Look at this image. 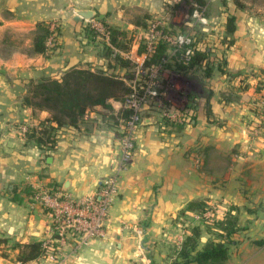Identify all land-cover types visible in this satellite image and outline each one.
<instances>
[{
	"label": "rangeland",
	"instance_id": "rangeland-1",
	"mask_svg": "<svg viewBox=\"0 0 264 264\" xmlns=\"http://www.w3.org/2000/svg\"><path fill=\"white\" fill-rule=\"evenodd\" d=\"M100 1L71 0L66 1L61 8V3H57L56 15L49 21L52 35L48 37L47 44L51 49L41 58L42 65L49 63L47 71L43 69L21 75L0 73V140L2 144L7 141L12 145L21 143L28 129L36 126L39 117H48V112L46 116L39 113L34 117L32 111L23 106L24 88L19 86L23 81L30 78L38 80L44 71L52 78H58L73 68H89L124 78L132 89L130 102L121 104L113 101L112 109L96 107L87 114V117L121 119L119 155L112 163V170L102 179L111 177L118 170L125 155V146L131 142L130 164L127 166L126 162L125 167L121 166L117 178L118 196L121 197L125 192L121 188L124 174L133 166L134 161L137 164L141 162L142 152H145L142 142L147 139L144 136L148 138L150 135L157 136L156 133L164 134L166 142L162 144L165 148L159 149L158 153L147 154V163L152 165L147 170V185L135 186V196L139 197L136 210L143 213L135 220L121 217L119 230L128 233V248L138 247L146 255V264L145 248L157 245H161V249L166 245L165 249L159 250L160 254L170 258L167 264H174L173 249L185 241L193 228L198 230L201 247L218 238L216 233L219 232L214 228L215 220L222 219L224 211L234 203L237 204L239 215L244 210V206L236 202L240 196L250 197L247 205L253 208L259 206L260 213L264 214V203L258 202L259 199L264 200V181L257 175L260 169L255 174L248 168L249 155L256 153L259 142L264 143V35L261 34L257 42L250 44L252 48L248 55V69L256 68L255 75L247 77L248 72L237 74L235 71H239L238 67L229 68L234 71V76L224 86V90H219L220 96H225V101L232 104L229 117H220L216 122L217 129L207 131L209 117H197L196 110L197 103L200 104L197 97L204 95V89L211 86L202 79L207 74L204 70V61L207 59L203 58L197 65L195 58L199 53L206 58L207 51L222 54L221 33H232L235 26L245 19L241 14L246 13L238 9L240 7L233 9L228 4L242 1L147 0L146 11L143 10L144 0H106L109 8L107 11L101 9L103 3ZM135 3L139 5L134 6ZM85 5L97 6L95 17L74 21L77 10ZM252 6L261 10L247 12L261 14L264 18V0H253ZM222 13L226 14L223 18ZM262 24L259 30L264 32ZM5 37L9 38L10 44L0 50L1 54L10 55L17 50L30 54L24 47L27 35L22 32H6ZM161 44H166L168 57L161 64H155L151 60L154 58L155 47ZM240 46L237 48L231 40V56L229 58V54L224 52L223 59H231L235 51L241 50ZM187 51H190L188 55ZM196 66H200L201 70L196 71ZM184 77L190 80L197 78L199 86L182 84ZM249 77L258 80L245 85L244 81ZM156 80L160 81V87L148 89V85ZM188 87L190 89L186 92ZM147 89L156 90L157 95L150 96ZM131 95H135V98ZM245 102L249 107L244 105ZM124 109L129 110L128 118L121 116V110ZM133 118H136L134 122L128 124ZM197 124L204 126L200 139L203 136L205 145L200 144V147L198 139L197 144L196 141L192 143ZM32 144L27 142L26 146ZM13 188L15 190V186ZM255 195L259 198L257 202L252 201ZM109 221L110 214L106 219L107 224ZM154 228H162L163 231L148 241L145 232ZM3 237L8 239L10 246L17 243V234L14 232L1 233L0 238ZM14 253L11 251L9 258L0 255L2 263L19 264L13 261ZM70 258L68 255V263ZM160 258V255L153 256L149 264L165 261L164 257ZM64 260L63 264L66 263ZM96 262L90 260L87 264H98ZM137 264L143 262L139 260Z\"/></svg>",
	"mask_w": 264,
	"mask_h": 264
},
{
	"label": "crops",
	"instance_id": "crops-1",
	"mask_svg": "<svg viewBox=\"0 0 264 264\" xmlns=\"http://www.w3.org/2000/svg\"><path fill=\"white\" fill-rule=\"evenodd\" d=\"M66 1L70 2L71 0H0V50L10 44L9 38L5 37L6 32H22L27 35L24 47L30 51L32 35L37 22L53 20L56 15L57 3H61L59 7L61 8ZM241 1L235 2L236 4L230 2L231 4L228 6L233 9L240 7L238 9L244 10L246 13L241 16L245 19L241 21V24L235 26L232 33L223 32L220 35L223 41L220 50L222 53L229 54V58L231 56L229 51L231 40L234 41L236 47L241 44V50L233 53L232 58L228 60L227 67L228 70L232 66L238 67L239 71H235L237 74L247 73L253 69H248L250 62L248 55L251 54L250 48H252L250 44L253 41H258L261 34L264 35V32L259 30V27L261 28L264 23V18L261 14L247 12L261 9L252 6L253 0ZM100 2L103 3L101 9L107 11L109 8L105 3L106 0ZM136 5L139 4L135 3L134 6ZM86 9L94 10L96 14L98 11L97 6L91 5H85L79 10ZM143 10H147V0H144ZM223 16L226 14L222 13V18ZM73 19L74 21L82 20V18L76 19V15ZM41 58L40 54L22 53L20 50L10 55L0 53V73L5 75L19 73L21 75L43 69L47 71L49 63L42 65ZM37 63L40 65L35 66ZM249 78L244 81L245 85L253 84L255 80H258ZM213 87L212 99L207 101V98H200L197 112V117H209L207 131L216 130L217 120L220 117H229L230 107H232L231 102L225 101V97H221L219 93L216 95L217 85ZM250 91L253 94V91ZM248 92H246V96ZM244 105L249 107L247 102ZM42 113L43 116L47 114L45 111ZM46 118L48 117H39L36 126ZM86 120V123L80 128V132H75L76 135H73L71 130H62L59 141L54 147L42 148L35 143L32 146H26L25 140L21 143L16 142L15 145L10 144V141L2 144L0 140V234L14 232L17 234V243L20 244L42 242L50 235L52 220L46 209L34 203L33 195L37 190L46 188L52 192L81 197L94 191L103 176L112 170V163L119 155V123H121V119L119 117H86ZM203 127L201 124H197V129L194 131L193 138L195 140L192 143L196 141L197 144L198 139L199 147L200 144L205 145L203 136L200 139V132L204 131ZM156 134L157 136L150 135L151 138H147V135L144 136L147 141L142 142L145 152H142L141 162L137 164L134 161L133 166L124 174V183L120 185L125 192L123 195L121 194V197L118 196L110 209V221L106 225L105 236L91 239L86 243H82L78 237H70L65 245L54 241L51 251L45 252L42 257L27 263L63 264L62 261L65 259L66 263L64 264H69L70 260L71 264H87L90 263V260H97L98 264H137L140 260L146 264V255L141 253L138 247L136 249H133L132 246L128 248L130 245L128 233L119 230V223L121 217L135 220L143 213L136 210L139 197L135 196V186H145L149 181L147 170L151 169L152 165L147 163V154H155L159 152V149L165 148L163 147L166 142L164 134ZM257 146L259 148L256 153L249 155L250 165L248 168L255 174L256 170L260 169L257 175L261 181H264V174H260V172L264 173V143L259 142ZM253 177H255L254 174ZM13 186H15V190ZM239 198L236 202L238 205H243L244 210L240 211L239 230L233 236L235 244L230 247L229 258L225 264H264V214L260 213L259 206L253 208L251 205H247L250 197L240 196ZM258 199L256 195L252 197L253 202H257ZM258 202L264 203V200L259 199ZM234 206L237 207V204L234 203ZM232 213L237 214V212ZM154 230L150 231L149 229L145 232L148 241L152 237L155 239V234L163 231L162 228H157V230L154 228ZM166 241H164L165 244ZM160 246L145 248L147 264L152 263L153 256L158 257L159 255L161 258L164 257L165 261L160 260L158 264L168 263L170 258L166 254H160L159 251L165 249L166 245L162 249ZM68 255L71 256L69 263ZM173 258L174 261L180 260L177 258L176 252H173ZM2 260L3 258L0 256V264H3Z\"/></svg>",
	"mask_w": 264,
	"mask_h": 264
},
{
	"label": "trees",
	"instance_id": "trees-1",
	"mask_svg": "<svg viewBox=\"0 0 264 264\" xmlns=\"http://www.w3.org/2000/svg\"><path fill=\"white\" fill-rule=\"evenodd\" d=\"M51 35L50 22H37L32 35L30 53L45 55L51 49L47 44ZM166 47V44L156 46L151 62L161 64L168 57ZM203 58V54L200 53L196 56L197 65ZM42 74L38 80L30 78L19 85L24 88L22 104L32 111L34 117L43 111L48 112V118L41 121L40 125L30 127L25 138V141L42 148L57 145L62 130H71L76 135L75 132H80V128L87 121V114L95 110L94 108L112 109L113 101L124 104L132 91L124 78L89 68L66 70L58 78H52L45 72ZM121 112V116L128 118V109ZM238 211V207L231 204L229 209L224 211L222 219L215 220L214 228L219 232L216 233L218 238L202 247L199 243L198 230L193 228L185 241L174 249L177 258L180 259L174 264H225L229 258L230 247L235 244L233 236L239 230ZM11 251L16 252L13 261L20 263L36 260L45 254L42 242L14 243L10 246L7 238H0V255L9 258Z\"/></svg>",
	"mask_w": 264,
	"mask_h": 264
},
{
	"label": "built area",
	"instance_id": "built-area-1",
	"mask_svg": "<svg viewBox=\"0 0 264 264\" xmlns=\"http://www.w3.org/2000/svg\"><path fill=\"white\" fill-rule=\"evenodd\" d=\"M189 53L190 51H187L186 54ZM153 86L160 87V81L156 80L152 85H148V89L149 87L153 88ZM148 94L155 97L157 91H148ZM129 97L126 102H130ZM131 97L135 98V95H131ZM135 119H131L128 124H132ZM131 149V142L127 143L125 155L119 163L118 170L111 177L102 179L97 185L98 188L87 195L75 198L70 194L52 192L46 188L37 190L33 195L34 203L46 209L52 220L50 235L42 241L46 253L51 251L54 241L65 245L70 237H78L82 243H86L93 238L105 236L106 219L110 214L112 205L118 198L117 178L120 175L121 166L125 167L126 162L127 166L130 164L131 155L129 152Z\"/></svg>",
	"mask_w": 264,
	"mask_h": 264
},
{
	"label": "flooded vegetation",
	"instance_id": "flooded-vegetation-1",
	"mask_svg": "<svg viewBox=\"0 0 264 264\" xmlns=\"http://www.w3.org/2000/svg\"><path fill=\"white\" fill-rule=\"evenodd\" d=\"M206 53L207 55H206V58L204 57V59H207V60L204 61V63L206 64L204 66V70L207 72V74L205 73V76L202 74L203 75L202 79L203 80L205 79V81H208V83L211 84V86L204 89V95H202L201 97H204V99L207 98L206 100L210 101L214 95L213 84L217 85V93H216L217 95L219 93L220 88H223L224 90V86L226 87V84L231 81V78L232 76H234V74L232 71H230V69L228 70V68L226 67V64L228 63V61L224 60L225 56L223 53L217 54V53L209 52V51H207ZM198 69L201 70L200 66H197L195 68L196 71ZM249 75H255L253 69L250 72H248L247 77ZM202 92L203 90L201 91V93ZM219 94L221 95V93ZM201 97L200 96L197 97V101L200 102ZM198 105L199 103H197L196 105V110H198ZM206 113H207V108H206Z\"/></svg>",
	"mask_w": 264,
	"mask_h": 264
},
{
	"label": "water",
	"instance_id": "water-1",
	"mask_svg": "<svg viewBox=\"0 0 264 264\" xmlns=\"http://www.w3.org/2000/svg\"><path fill=\"white\" fill-rule=\"evenodd\" d=\"M95 15H96V12L94 10H90V9H88V10L87 9L86 10H78L77 11V15H76V19L82 18V19L88 20V19L94 18ZM185 83H188V84L190 83L189 86L191 84H193V87H198L199 84H200L199 80L197 78H194L193 80H190V79H187V78L184 77L182 84H185ZM189 89H190V87L186 88L185 91L188 92ZM176 95H178V94L176 93Z\"/></svg>",
	"mask_w": 264,
	"mask_h": 264
}]
</instances>
